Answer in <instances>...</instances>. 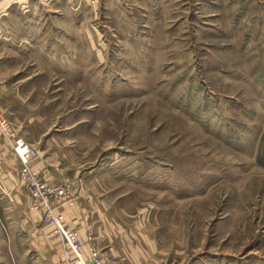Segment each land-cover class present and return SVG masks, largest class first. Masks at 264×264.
Segmentation results:
<instances>
[{"label": "rangeland", "instance_id": "374dc122", "mask_svg": "<svg viewBox=\"0 0 264 264\" xmlns=\"http://www.w3.org/2000/svg\"><path fill=\"white\" fill-rule=\"evenodd\" d=\"M0 112L119 264H264V0H0ZM26 193L0 264L46 246Z\"/></svg>", "mask_w": 264, "mask_h": 264}, {"label": "crops", "instance_id": "0c3cea01", "mask_svg": "<svg viewBox=\"0 0 264 264\" xmlns=\"http://www.w3.org/2000/svg\"><path fill=\"white\" fill-rule=\"evenodd\" d=\"M12 155L11 149L0 135V209L5 208L6 210L7 208H12L13 202L17 199L16 194L20 193L21 190L18 161L16 158L13 159ZM48 160L46 158L43 160V154L39 151V158L34 165L35 168L38 170L44 169L48 166ZM47 178L49 181H54L52 168L49 169ZM25 204V210H27L24 222L39 226L37 230L41 236L37 237L38 242L41 241L44 243L46 241V246L44 245V248L34 252L32 259L37 261L35 264H40L39 261L41 263L46 261L47 264H61L58 255L60 250L58 241L44 237L45 233L49 231V226L45 222L43 223L37 211H31L29 209V196L27 193L25 195ZM99 205L96 207L93 206L92 211L89 210L90 208L75 207L65 203L59 205L56 209L64 213L65 223L69 227L75 228L80 234L84 241V252L86 255L89 253L91 245H96L113 256H119L120 259L126 261L127 258L129 259V255L125 251L126 249L123 250L119 246L121 243H129V238H126L127 234L123 235V229L117 228L118 223L113 226L114 228L110 227L113 223L108 219L107 210L101 204ZM0 223H2L1 220ZM90 234L93 236L92 240L88 239V235ZM42 264L45 263L43 262Z\"/></svg>", "mask_w": 264, "mask_h": 264}, {"label": "built area", "instance_id": "2783aa9c", "mask_svg": "<svg viewBox=\"0 0 264 264\" xmlns=\"http://www.w3.org/2000/svg\"><path fill=\"white\" fill-rule=\"evenodd\" d=\"M0 135L11 145L20 164L19 179L29 196V209L37 211L40 218L49 226L45 237L56 239L60 246L61 264H119L108 252L96 245H91L89 253L84 252V241L75 228L65 223L64 213L56 208L71 200V189L67 181L51 182L47 178V169L38 170L35 162L39 158V150L23 139H12L10 126L6 117L0 112ZM92 240L93 236L88 235Z\"/></svg>", "mask_w": 264, "mask_h": 264}]
</instances>
